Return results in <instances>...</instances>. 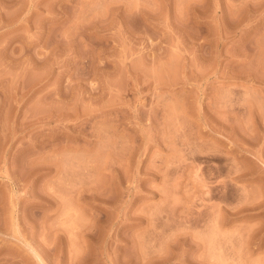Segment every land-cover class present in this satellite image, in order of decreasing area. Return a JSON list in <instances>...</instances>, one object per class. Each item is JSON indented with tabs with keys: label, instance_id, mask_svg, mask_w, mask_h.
<instances>
[{
	"label": "rangeland",
	"instance_id": "1",
	"mask_svg": "<svg viewBox=\"0 0 264 264\" xmlns=\"http://www.w3.org/2000/svg\"><path fill=\"white\" fill-rule=\"evenodd\" d=\"M0 264H264V0H0Z\"/></svg>",
	"mask_w": 264,
	"mask_h": 264
}]
</instances>
